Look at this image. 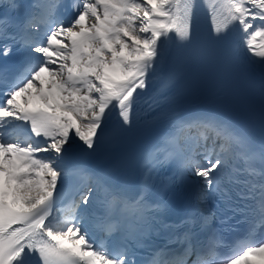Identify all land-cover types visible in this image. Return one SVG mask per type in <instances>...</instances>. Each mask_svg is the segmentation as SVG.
I'll return each instance as SVG.
<instances>
[{"label": "snow or ice", "instance_id": "obj_1", "mask_svg": "<svg viewBox=\"0 0 264 264\" xmlns=\"http://www.w3.org/2000/svg\"><path fill=\"white\" fill-rule=\"evenodd\" d=\"M0 10V264H264V0Z\"/></svg>", "mask_w": 264, "mask_h": 264}]
</instances>
